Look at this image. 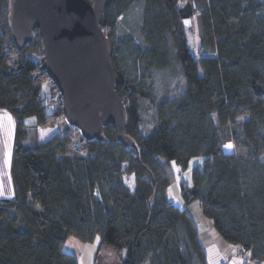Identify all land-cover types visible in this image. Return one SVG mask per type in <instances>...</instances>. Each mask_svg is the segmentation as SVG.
I'll return each instance as SVG.
<instances>
[{
	"label": "trees",
	"instance_id": "16d2710c",
	"mask_svg": "<svg viewBox=\"0 0 264 264\" xmlns=\"http://www.w3.org/2000/svg\"><path fill=\"white\" fill-rule=\"evenodd\" d=\"M9 7L0 0V111L14 120L0 264H77L67 239L97 235L98 254L111 250L120 264H209L193 202L240 257L250 254L244 263L264 264V0H111L104 35L133 144L111 124L99 141L69 125L27 143L28 118L36 129L64 115L39 69L38 31L18 49ZM193 18L196 54L186 33ZM196 157L183 184L177 164L187 170ZM176 182L183 208L172 202Z\"/></svg>",
	"mask_w": 264,
	"mask_h": 264
},
{
	"label": "water",
	"instance_id": "95a60500",
	"mask_svg": "<svg viewBox=\"0 0 264 264\" xmlns=\"http://www.w3.org/2000/svg\"><path fill=\"white\" fill-rule=\"evenodd\" d=\"M111 0H10L9 29L16 47L28 46L34 32L42 39L44 70L60 92L62 114L88 142L102 140L113 125L118 140L127 136V111L117 94L119 79L112 47L104 35ZM99 254L96 264H108ZM120 264V263H119Z\"/></svg>",
	"mask_w": 264,
	"mask_h": 264
},
{
	"label": "rangeland",
	"instance_id": "374dc122",
	"mask_svg": "<svg viewBox=\"0 0 264 264\" xmlns=\"http://www.w3.org/2000/svg\"><path fill=\"white\" fill-rule=\"evenodd\" d=\"M187 38H188V44L190 46L191 51L193 53H198L200 50V43H199V29H198V22L196 21V18H193L190 20V22H187ZM36 53L35 50L32 48L30 49L31 54ZM157 77V76H156ZM57 97L55 96L53 98L52 103L56 104L57 102ZM34 118H28L26 122L29 124L28 126V140L27 143H34V141H38L40 143H45V141L49 140L50 138L55 135V133L58 132H63L68 128L69 124L65 120L64 117H58L55 121V126L54 127H44V128H34L32 126ZM14 120L13 118L9 115V113L6 110H1L0 111V198L4 197H10L11 195V180H10V170H9V165H10V155H11V150H12V144H13V134H14ZM150 127V125H149ZM231 150V148H229ZM201 157H196L192 158L189 162V167H188V175H190V170L199 165L202 161ZM124 183L128 188L133 191L134 189V180L132 176L129 175H124ZM174 187V195H175V200L173 204L175 206H179L181 204V196L178 194V184L173 183ZM193 208L191 209V212L193 216H195V219L197 220V225L198 229L204 232H211L212 234L217 233V230L215 226L212 224V220L208 219L205 215L202 214L200 206L196 203H192ZM182 206V205H181ZM197 215H200L201 220H198ZM218 235V234H217ZM74 236H71L67 239V243L65 246L66 250H71L73 248L74 251L78 249V251L83 254L84 260H86V263L89 264H96L94 261L96 260V257L99 255L97 252L98 246L100 244V237L97 235L91 242H82L78 243L76 246L71 245L69 242L71 240H74ZM66 243V242H65ZM76 247V248H75ZM103 256L106 255V258H108L106 262L108 264H119L115 261L114 259V252L111 250L104 251L103 253H100ZM122 258L125 256V252L123 251L121 253ZM115 261V262H114ZM96 262V261H95ZM113 262V263H112Z\"/></svg>",
	"mask_w": 264,
	"mask_h": 264
},
{
	"label": "crops",
	"instance_id": "0c3cea01",
	"mask_svg": "<svg viewBox=\"0 0 264 264\" xmlns=\"http://www.w3.org/2000/svg\"><path fill=\"white\" fill-rule=\"evenodd\" d=\"M176 184L178 183L176 182ZM172 188H173L172 191L174 195V187L172 186ZM179 191H180V186L178 184V194H179ZM174 200H175V195H174L173 202ZM183 206L184 205L182 204V201H181V204L178 207L183 208ZM192 208H193V205L190 204L187 210H189V212L193 216L191 212ZM193 217L195 219V216ZM197 217H198V220L200 221L201 220L200 215H197ZM196 221L197 220L195 219V222ZM196 225H197V222H196ZM217 234L218 233L212 234L208 230L207 232L201 231V229L199 230V237L201 239L203 247H205V251L207 254L209 264H243L245 260L251 257L248 252L244 255V257H240L238 255L239 248L230 246L221 236ZM67 242L68 241H66V244H68ZM69 243L73 246L74 245L76 246L78 243H82V242H80L75 237L74 240H71ZM66 244L64 245V249H65ZM66 251L68 253H72L75 255L77 264H89L85 262L86 260L82 259L83 254H82V257H79V254L81 253L78 251V249L74 251L73 248H71V250H66Z\"/></svg>",
	"mask_w": 264,
	"mask_h": 264
},
{
	"label": "built area",
	"instance_id": "2783aa9c",
	"mask_svg": "<svg viewBox=\"0 0 264 264\" xmlns=\"http://www.w3.org/2000/svg\"><path fill=\"white\" fill-rule=\"evenodd\" d=\"M177 169H178L180 181L184 184V178L187 174V170H185L180 164H177ZM79 257H82V254H79ZM244 264H262V263L255 259V260H251L248 263H244Z\"/></svg>",
	"mask_w": 264,
	"mask_h": 264
},
{
	"label": "snow or ice",
	"instance_id": "6c2138e0",
	"mask_svg": "<svg viewBox=\"0 0 264 264\" xmlns=\"http://www.w3.org/2000/svg\"><path fill=\"white\" fill-rule=\"evenodd\" d=\"M226 147L231 148L232 146L231 145H226Z\"/></svg>",
	"mask_w": 264,
	"mask_h": 264
}]
</instances>
